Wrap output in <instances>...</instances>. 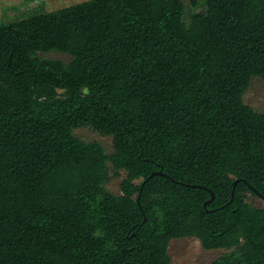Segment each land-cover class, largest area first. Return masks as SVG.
<instances>
[{
    "label": "trees",
    "instance_id": "obj_1",
    "mask_svg": "<svg viewBox=\"0 0 264 264\" xmlns=\"http://www.w3.org/2000/svg\"><path fill=\"white\" fill-rule=\"evenodd\" d=\"M253 78L264 0H89L0 22V264H171L184 238L223 251L211 264H264Z\"/></svg>",
    "mask_w": 264,
    "mask_h": 264
},
{
    "label": "rangeland",
    "instance_id": "obj_2",
    "mask_svg": "<svg viewBox=\"0 0 264 264\" xmlns=\"http://www.w3.org/2000/svg\"><path fill=\"white\" fill-rule=\"evenodd\" d=\"M89 0H0V22H14L30 14L36 9L43 12H52L71 5L79 4ZM191 1L183 0L185 9ZM52 60L69 61V56L58 53L42 55ZM244 104L250 106L256 112L264 110V82L259 78H253L243 96ZM74 135L84 142H97L107 154L111 153V138L103 137L92 131L90 128H80L74 131ZM121 179H112L107 188L114 194H119V182ZM249 201L256 207L264 210V200L249 196ZM223 251H205L200 243L194 238L175 239L169 243L168 254L171 264H211Z\"/></svg>",
    "mask_w": 264,
    "mask_h": 264
},
{
    "label": "water",
    "instance_id": "obj_3",
    "mask_svg": "<svg viewBox=\"0 0 264 264\" xmlns=\"http://www.w3.org/2000/svg\"><path fill=\"white\" fill-rule=\"evenodd\" d=\"M153 174H154V173H153ZM160 174H161V173H160ZM235 184H236V183H234L233 185L235 186ZM209 193H210V195H211V198H210V200H209L208 202L212 201V199H213V194H212V192L209 191Z\"/></svg>",
    "mask_w": 264,
    "mask_h": 264
}]
</instances>
